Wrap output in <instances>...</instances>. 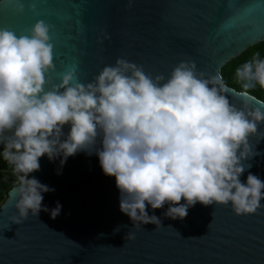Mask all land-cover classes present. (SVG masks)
Instances as JSON below:
<instances>
[{"label":"clouds","instance_id":"9594fccd","mask_svg":"<svg viewBox=\"0 0 264 264\" xmlns=\"http://www.w3.org/2000/svg\"><path fill=\"white\" fill-rule=\"evenodd\" d=\"M11 2L9 9L8 0H0V13L22 15L25 3L29 11L36 7L34 0ZM49 32L42 20L26 33L0 26V158L17 177L11 223L41 211L53 219L60 214L58 201L51 209L42 205L43 194L54 188L29 174L39 171L43 156L59 159L60 175L67 159L80 152L95 154L103 174L115 177L119 211L135 228L160 226L146 205L167 204L163 215L172 220H183L196 203L230 204L237 216L264 207V182L251 172L244 183L239 179L251 167L242 162L254 155L249 137L264 139V131H257L264 112L249 107L247 91L264 89L259 52L234 70L242 82L237 107L221 77L198 72L191 60L178 62L165 77L117 58L91 82H78L71 69L53 83L47 78L54 70ZM134 236L128 232L124 239Z\"/></svg>","mask_w":264,"mask_h":264},{"label":"water","instance_id":"95a60500","mask_svg":"<svg viewBox=\"0 0 264 264\" xmlns=\"http://www.w3.org/2000/svg\"><path fill=\"white\" fill-rule=\"evenodd\" d=\"M34 2L35 10L25 3L22 15L0 13V26L19 34L36 20L50 25L54 70L47 78L53 83L71 69L78 82H91L117 58L165 77L178 62L191 60L198 72L223 80L229 62L264 42V0H231L233 8L230 0H132L131 7L127 0ZM8 6H14L11 0ZM224 85L239 107L240 92ZM249 107L264 112V102L250 94ZM257 131H264V122ZM249 144L254 155L242 163L251 167L239 179L244 183L251 172L264 182V139L251 136ZM39 163L29 176L54 188L43 194L42 205L51 209L58 201L60 214L53 219L41 211L11 223L17 200L12 189L0 208V264H264V207L237 216L230 204L196 203L183 220H172L163 215L167 204L146 205L160 226L135 228L119 211L115 177L103 174L95 154L69 157L60 175L59 159L42 156ZM128 232L134 239H124Z\"/></svg>","mask_w":264,"mask_h":264},{"label":"trees","instance_id":"16d2710c","mask_svg":"<svg viewBox=\"0 0 264 264\" xmlns=\"http://www.w3.org/2000/svg\"><path fill=\"white\" fill-rule=\"evenodd\" d=\"M256 52L264 57V42L256 46L251 47L245 53H243L238 58L229 62L222 70V77L224 84L234 88L238 92L242 91V82H238L234 77V70L238 66L242 65L245 61L251 59L252 55ZM248 93L255 98L264 102V89L260 88L259 85L251 86ZM4 172L11 173L10 177L5 176ZM17 183V177L13 175L11 167L2 161L0 158V206L4 204L8 198L9 192L13 189L14 185Z\"/></svg>","mask_w":264,"mask_h":264},{"label":"snow or ice","instance_id":"6c2138e0","mask_svg":"<svg viewBox=\"0 0 264 264\" xmlns=\"http://www.w3.org/2000/svg\"><path fill=\"white\" fill-rule=\"evenodd\" d=\"M228 7H229V8H233V7H235V5H234L233 3H231V0H230V3H229V5H228ZM225 25H227V22H225Z\"/></svg>","mask_w":264,"mask_h":264},{"label":"rangeland","instance_id":"374dc122","mask_svg":"<svg viewBox=\"0 0 264 264\" xmlns=\"http://www.w3.org/2000/svg\"><path fill=\"white\" fill-rule=\"evenodd\" d=\"M4 174H5V176H7V177H10V176H11V173H9V172H4Z\"/></svg>","mask_w":264,"mask_h":264},{"label":"built area","instance_id":"2783aa9c","mask_svg":"<svg viewBox=\"0 0 264 264\" xmlns=\"http://www.w3.org/2000/svg\"><path fill=\"white\" fill-rule=\"evenodd\" d=\"M3 162H5L3 159H2ZM6 163V162H5Z\"/></svg>","mask_w":264,"mask_h":264}]
</instances>
